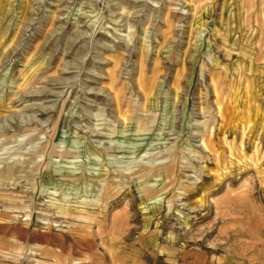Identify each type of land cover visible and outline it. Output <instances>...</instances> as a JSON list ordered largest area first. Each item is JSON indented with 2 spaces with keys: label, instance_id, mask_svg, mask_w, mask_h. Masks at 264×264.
I'll list each match as a JSON object with an SVG mask.
<instances>
[{
  "label": "rangeland",
  "instance_id": "obj_1",
  "mask_svg": "<svg viewBox=\"0 0 264 264\" xmlns=\"http://www.w3.org/2000/svg\"><path fill=\"white\" fill-rule=\"evenodd\" d=\"M75 261L264 264V0H0V264Z\"/></svg>",
  "mask_w": 264,
  "mask_h": 264
},
{
  "label": "bare ground",
  "instance_id": "obj_2",
  "mask_svg": "<svg viewBox=\"0 0 264 264\" xmlns=\"http://www.w3.org/2000/svg\"><path fill=\"white\" fill-rule=\"evenodd\" d=\"M219 92V90H217L216 89V94ZM116 102H117V106L118 107H120V100H118V99H116ZM118 112L120 113L121 111H120V109H118ZM142 113H143V115L144 116H139V117H137V119H136V121H134L133 123H136L137 125H138V132H139V130H143V125L145 124V123H149L150 122V117L147 115V113L148 114H150L151 112H147V111H145V112H143L142 111ZM218 113H223L222 112V110H221V105L220 104H218ZM126 123V122H125ZM132 123V124H133ZM127 124V123H126ZM136 131V130H135ZM213 126H212V121H210L208 124L206 123L204 126H203V129L200 131V134H199V137H200V140H201V142H202V144H204L205 142H208V143H205L204 144V147H206V148H209L211 151H215L216 149H214L215 147H214V145H213ZM212 144V145H211ZM88 150H90L91 152H92V154H101L102 152L101 151H99V150H97V148H95V147H89V149ZM89 152V151H88ZM216 152V151H215ZM210 153V152H209ZM102 155V154H101ZM175 159V154L172 156V159L171 160H174ZM153 160V162L152 163H150L149 165H146L147 167H145V168H143L142 170H140V172L142 171V175L141 176H146V177H151V176H160V175H162V174H166L167 172H168V169L173 165L172 164V162L170 161V162H167V163H160V164H157L156 165V163H158L157 161H155L156 159L155 158H153L152 159ZM158 169H165V170H163L162 171V174H160L161 172H159V173H157V171H158ZM71 170H73V171H75V170H77V169H71ZM66 171H68V170H66ZM69 172V171H68ZM139 172V171H138ZM65 173V172H64ZM62 176H65V177H68V176H71V175H69V174H63ZM82 176V174H80V175H77V176H71L70 178H80ZM64 177V178H65ZM120 176H119V174H117V175H115V176H113V181L114 182H117V180L116 179H118ZM78 179H76V180H78ZM101 179V178H100ZM120 179V178H119ZM155 180H158V179H155ZM145 181H147V180H145ZM144 181V182H145ZM76 182V181H75ZM92 184V183H91ZM101 188H99L98 190H97V194H98V196L96 197V201L98 202V203H107V200H108V198H109V195H111V193H115V192H118V190L117 189H115L116 187H112V183H110V181L109 180H106V182L105 181H103L101 184ZM151 188V186H143L142 187V191L144 192V191H147V192H149L148 190ZM96 194V193H95ZM160 196H152V197H150V198H156V199H160L159 198ZM92 202H94V201H92ZM87 204H89V203H87ZM111 204V203H110ZM109 204V205H110ZM103 210V209H102ZM67 211L68 210H65V209H59L57 212H61V213H67ZM124 212H125V210H124ZM123 212V214L122 215H124V217H122V219L120 218L121 217V215L118 213V214H115L114 216H113V218H112V221L110 222L111 224H112V226L114 227V226H122L123 225V221H121V220H124V219H126L125 217H127V215H126V213H124ZM89 214V213H88ZM104 218H105V215H104ZM44 224H48V222H46V221H44L43 222ZM74 264H80L78 261H75L74 262Z\"/></svg>",
  "mask_w": 264,
  "mask_h": 264
}]
</instances>
